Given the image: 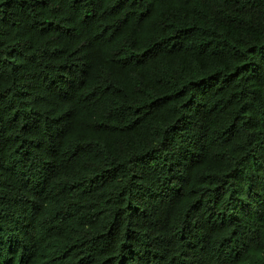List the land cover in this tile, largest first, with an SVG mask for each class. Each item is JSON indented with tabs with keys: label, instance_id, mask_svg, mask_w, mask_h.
I'll list each match as a JSON object with an SVG mask.
<instances>
[{
	"label": "trees",
	"instance_id": "trees-1",
	"mask_svg": "<svg viewBox=\"0 0 264 264\" xmlns=\"http://www.w3.org/2000/svg\"><path fill=\"white\" fill-rule=\"evenodd\" d=\"M0 264H264V0H0Z\"/></svg>",
	"mask_w": 264,
	"mask_h": 264
}]
</instances>
